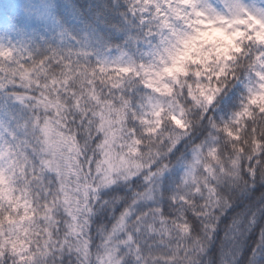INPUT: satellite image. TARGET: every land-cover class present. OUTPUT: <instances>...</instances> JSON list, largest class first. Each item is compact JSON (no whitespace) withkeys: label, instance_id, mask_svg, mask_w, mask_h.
Segmentation results:
<instances>
[{"label":"clouds","instance_id":"clouds-1","mask_svg":"<svg viewBox=\"0 0 264 264\" xmlns=\"http://www.w3.org/2000/svg\"><path fill=\"white\" fill-rule=\"evenodd\" d=\"M0 264H264V0H0Z\"/></svg>","mask_w":264,"mask_h":264}]
</instances>
